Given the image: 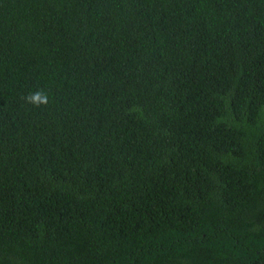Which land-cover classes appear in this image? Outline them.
I'll return each mask as SVG.
<instances>
[{"label":"trees","instance_id":"trees-1","mask_svg":"<svg viewBox=\"0 0 264 264\" xmlns=\"http://www.w3.org/2000/svg\"><path fill=\"white\" fill-rule=\"evenodd\" d=\"M0 264H264V0H0Z\"/></svg>","mask_w":264,"mask_h":264},{"label":"clouds","instance_id":"clouds-1","mask_svg":"<svg viewBox=\"0 0 264 264\" xmlns=\"http://www.w3.org/2000/svg\"><path fill=\"white\" fill-rule=\"evenodd\" d=\"M25 104H30L33 107L47 106L50 100V94L44 89H37L29 92L23 97Z\"/></svg>","mask_w":264,"mask_h":264}]
</instances>
